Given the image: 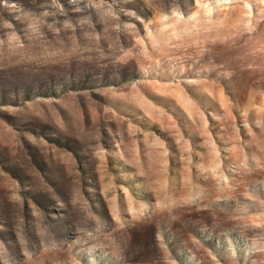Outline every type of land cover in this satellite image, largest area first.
<instances>
[{"label":"rangeland","instance_id":"obj_1","mask_svg":"<svg viewBox=\"0 0 264 264\" xmlns=\"http://www.w3.org/2000/svg\"><path fill=\"white\" fill-rule=\"evenodd\" d=\"M0 264H264V0H0Z\"/></svg>","mask_w":264,"mask_h":264}]
</instances>
